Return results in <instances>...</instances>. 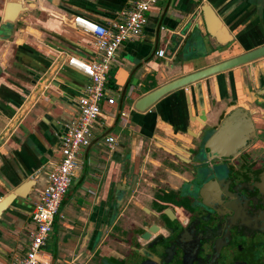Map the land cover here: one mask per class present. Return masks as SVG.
<instances>
[{
  "label": "crops",
  "instance_id": "0c3cea01",
  "mask_svg": "<svg viewBox=\"0 0 264 264\" xmlns=\"http://www.w3.org/2000/svg\"><path fill=\"white\" fill-rule=\"evenodd\" d=\"M7 1L13 0H0V199L27 179L38 177L40 189L44 173L57 161L63 134L52 122L66 127L77 115V100L88 79L67 60L93 58L96 48L89 35L73 27L72 18L107 26L128 7L124 0H19L26 12L19 15V23H11L2 20ZM203 4L228 29L232 41L227 46H218L199 31ZM263 45L264 0H159L147 14L141 36L123 43L110 65L106 95L116 104L104 107L93 143L81 150L82 164L54 219L50 244L43 249L49 264H99L110 259V235L123 224L124 215L141 209L133 202L150 204L151 185L141 178L176 182L165 173L170 169L163 163L166 155L155 147V135L190 142L185 130L201 128L197 121L189 122L190 115L199 117L202 112L214 127L233 105L262 114L256 122L264 133V104L257 103L264 101V94L258 96L264 91V57L170 93L144 113L133 109L139 98L167 82ZM158 50L166 52L163 58L156 56ZM52 57L63 58L62 65L17 126L2 137L37 88L33 78L43 79L51 71ZM108 135L117 139L114 152L121 154L119 163L99 150ZM126 168L132 173L131 188L121 195L131 178L125 181ZM35 197L36 193L17 200L4 213L0 264H12L16 254L26 251ZM122 200L126 207L119 217Z\"/></svg>",
  "mask_w": 264,
  "mask_h": 264
},
{
  "label": "flooded vegetation",
  "instance_id": "af4514ba",
  "mask_svg": "<svg viewBox=\"0 0 264 264\" xmlns=\"http://www.w3.org/2000/svg\"><path fill=\"white\" fill-rule=\"evenodd\" d=\"M249 114L254 137L235 155L204 150L190 164L165 163L175 183L141 178L151 185L150 204L124 215L110 235V259L98 263L264 264V133L256 122L263 115ZM131 175L126 168L125 181L131 178L121 195L130 191Z\"/></svg>",
  "mask_w": 264,
  "mask_h": 264
},
{
  "label": "built area",
  "instance_id": "2783aa9c",
  "mask_svg": "<svg viewBox=\"0 0 264 264\" xmlns=\"http://www.w3.org/2000/svg\"><path fill=\"white\" fill-rule=\"evenodd\" d=\"M127 9L118 21L107 26L95 24L79 17L72 18L73 27L89 35L95 45L93 58L79 60L69 58L67 64L82 72L88 84L81 90L77 100V115L69 123L67 131L59 137L57 161L44 173V184L36 190L30 213L33 229L24 253L14 256L12 264H49L50 258L43 252L52 232L54 219L79 170L81 150L89 147L95 139V126L105 106L116 104L106 95L107 76L110 65L123 43L139 38L147 22V14L159 0H124ZM166 52L158 50L156 56L163 58ZM121 117H126L124 113ZM107 154L116 150L117 139L112 135L103 138Z\"/></svg>",
  "mask_w": 264,
  "mask_h": 264
},
{
  "label": "water",
  "instance_id": "95a60500",
  "mask_svg": "<svg viewBox=\"0 0 264 264\" xmlns=\"http://www.w3.org/2000/svg\"><path fill=\"white\" fill-rule=\"evenodd\" d=\"M26 9L27 8L19 0L7 1L4 16L2 17L3 22L19 23V15L26 12ZM200 11L202 16L199 21V27H197L203 37H208L211 40H214V42L220 47L227 46L232 41V38L228 29L215 11L208 4H203ZM263 57L264 45L215 65L184 75L167 82L142 96L134 103L133 109L138 113H144L170 93L191 86L216 74L249 64ZM52 61H54V65L51 71L47 73L43 79L38 80V78H33L32 85L38 83L37 88L31 93L28 101L7 127L2 137H6L17 126L18 121L24 112L36 101L43 88L50 83L54 73H56L62 65L63 58L59 57L58 59H55V57H52ZM263 94L264 91L261 90V93L258 94V96ZM257 103L263 105L264 101L258 100ZM196 121L200 124V130L194 132L187 128L184 133L191 139L190 142L184 143V140H174L175 142L173 141V143L157 135L152 138L155 147L166 155L163 159L164 164H171L175 167H178L183 163L190 164L195 162L194 159L196 156H198L199 152L204 150L208 151L209 155L230 157L235 155L239 149L245 148L247 141H252L254 137V127L250 114L240 105L228 107L220 125L216 128L215 126L211 127V125H208L205 122V117L202 112L199 117H193V115H190L189 122L194 123ZM52 126L60 133H65L67 131V128L64 125L58 124L55 121L52 122ZM190 158H192V160H190ZM111 160L119 163L121 161V154L118 152L112 153ZM37 181L38 177L27 179L12 191L1 197L0 221H2L4 213L17 200H27L30 196L36 193ZM133 203L137 207H141L135 201Z\"/></svg>",
  "mask_w": 264,
  "mask_h": 264
},
{
  "label": "rangeland",
  "instance_id": "374dc122",
  "mask_svg": "<svg viewBox=\"0 0 264 264\" xmlns=\"http://www.w3.org/2000/svg\"><path fill=\"white\" fill-rule=\"evenodd\" d=\"M99 150H107V148H106V146H104V145H101V148H99ZM125 157V155H123V157H122V159ZM144 201V200H143ZM50 244V242L47 240V242H46V245H49ZM43 249H46V247H44Z\"/></svg>",
  "mask_w": 264,
  "mask_h": 264
}]
</instances>
